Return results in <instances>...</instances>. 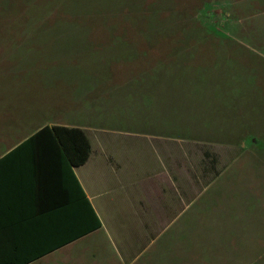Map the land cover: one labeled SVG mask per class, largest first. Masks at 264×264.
Instances as JSON below:
<instances>
[{
	"label": "rangeland",
	"instance_id": "1",
	"mask_svg": "<svg viewBox=\"0 0 264 264\" xmlns=\"http://www.w3.org/2000/svg\"><path fill=\"white\" fill-rule=\"evenodd\" d=\"M173 68L238 131L216 181L236 188L195 201L188 264H264V0H0V142Z\"/></svg>",
	"mask_w": 264,
	"mask_h": 264
},
{
	"label": "crops",
	"instance_id": "2",
	"mask_svg": "<svg viewBox=\"0 0 264 264\" xmlns=\"http://www.w3.org/2000/svg\"><path fill=\"white\" fill-rule=\"evenodd\" d=\"M172 70L117 83L100 111L78 103L79 119L61 111L0 142V264L191 263L195 201L236 188L216 184L236 148V112L205 109L197 78ZM45 126L83 130L87 160L73 162L82 150L70 133L31 139Z\"/></svg>",
	"mask_w": 264,
	"mask_h": 264
},
{
	"label": "trees",
	"instance_id": "3",
	"mask_svg": "<svg viewBox=\"0 0 264 264\" xmlns=\"http://www.w3.org/2000/svg\"><path fill=\"white\" fill-rule=\"evenodd\" d=\"M43 133L50 134L54 139H64L66 137H64V134L62 133H70L69 135L72 136V139L74 138L77 142L80 143V147L82 150L80 157H78L76 154L75 159L72 158L73 162H75V164H82L87 160L90 153V143L88 137L86 136L83 130L79 128H68L64 126H45L35 135H33L31 139L39 137Z\"/></svg>",
	"mask_w": 264,
	"mask_h": 264
}]
</instances>
